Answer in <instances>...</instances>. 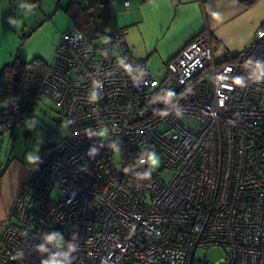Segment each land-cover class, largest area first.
I'll return each mask as SVG.
<instances>
[{
	"label": "built area",
	"instance_id": "2783aa9c",
	"mask_svg": "<svg viewBox=\"0 0 264 264\" xmlns=\"http://www.w3.org/2000/svg\"><path fill=\"white\" fill-rule=\"evenodd\" d=\"M124 34L113 28L104 44L73 26L61 35L39 95L68 128L20 183L1 223L0 264H41L34 247L52 229L78 234L74 264H212L197 258L212 248L224 251L214 264H264V82L235 83L248 57L264 59V26L219 60L212 33L202 31L165 63L162 78L130 54ZM94 79L103 82L95 102ZM162 89L176 93L181 115L156 111L166 107L151 102ZM86 130L105 134L89 139ZM145 149L169 179L122 171ZM17 250L24 256L14 260Z\"/></svg>",
	"mask_w": 264,
	"mask_h": 264
},
{
	"label": "crops",
	"instance_id": "0c3cea01",
	"mask_svg": "<svg viewBox=\"0 0 264 264\" xmlns=\"http://www.w3.org/2000/svg\"><path fill=\"white\" fill-rule=\"evenodd\" d=\"M125 1L128 2L127 9L124 8ZM108 2L112 20L116 13L123 14L120 15L118 29L125 30L124 42L130 54L144 60L149 69L150 66L164 69L170 58L204 30L212 33L218 60L222 58V50L231 56L236 55L247 46L255 30L264 26V0ZM113 28L117 27L112 24L111 29ZM14 41L15 39L8 50L0 41V65L7 64L9 55L13 53ZM30 166L13 159L5 169L0 168V232L1 223L5 220Z\"/></svg>",
	"mask_w": 264,
	"mask_h": 264
},
{
	"label": "rangeland",
	"instance_id": "374dc122",
	"mask_svg": "<svg viewBox=\"0 0 264 264\" xmlns=\"http://www.w3.org/2000/svg\"><path fill=\"white\" fill-rule=\"evenodd\" d=\"M22 2L25 0H0V41L8 50L12 40L15 39L13 53L9 55L7 64L11 63L16 55H19L24 62L40 58L46 64H51L53 51L61 35L72 26L77 29L82 27L81 30L93 44H104V37L110 39L112 37L111 25L114 24L118 28L120 15H123L116 13L112 20L103 9L91 13L82 11L80 5L85 7L89 5L86 0H78L80 4L73 0H38V2L26 0L32 5L33 10L25 15V10L20 8ZM9 17H14L19 22V26H11L8 23ZM96 29L108 34L98 36L94 32ZM2 67L3 65H0V69ZM150 70L160 78L165 75V71L157 66H150ZM31 116L40 123L34 129L28 130L24 121ZM67 128V119L53 102L40 97L35 101L29 116L15 124L14 128L3 126L0 129V168L5 169L13 159L30 165L25 159L27 153L40 145L41 156L52 142L58 141L66 133ZM156 170L159 171L161 180L166 181L170 178L169 173L161 169V163ZM223 256L224 251L220 248H212L206 252L200 250L197 254V258L208 259L212 264Z\"/></svg>",
	"mask_w": 264,
	"mask_h": 264
},
{
	"label": "clouds",
	"instance_id": "9594fccd",
	"mask_svg": "<svg viewBox=\"0 0 264 264\" xmlns=\"http://www.w3.org/2000/svg\"><path fill=\"white\" fill-rule=\"evenodd\" d=\"M20 8L25 10V15L31 13L33 10L32 5L28 4L26 0L20 4ZM8 23L13 27L19 26V22L14 17H9ZM103 39L105 43L110 42L109 37H104ZM121 64H123L129 73L132 72V65L126 64L123 60L121 61ZM136 69L141 75H143V69H141L138 65L136 66ZM245 69L247 70V75H239L235 77V83L237 86L240 88H246L249 86V82H264V59L253 56L248 57L245 61ZM102 83L103 82L98 79H94L92 81L93 89L90 93L91 101L95 102L101 98ZM161 91L164 93L163 95L157 93L151 99L153 104L163 103L166 105L163 110H156L159 115L166 117L171 114L173 110L175 115H181V109L175 101L176 93L171 89H162ZM39 123L40 121L34 116L26 118L24 121V125L28 130L34 129ZM104 134L105 133L103 131L96 132L86 130L85 132V136L89 139L102 136ZM109 147L120 150L119 145L115 142L109 145ZM99 150L100 148L97 146L90 147L87 153L88 157L95 158L99 154ZM25 159L30 165H33L34 170H36L42 162L40 156V145H37L33 151L28 152ZM160 163V157L155 151L145 149L137 158L135 166H125L122 171L132 174L137 180H150L152 173L160 166ZM145 165L147 167H143L142 170H135ZM79 249L78 234L76 232H74L69 239H65L64 233L56 229L42 232L40 242L34 247V251L41 256V264H74L75 254L79 252ZM23 256L24 252L22 250H17L12 259H22Z\"/></svg>",
	"mask_w": 264,
	"mask_h": 264
},
{
	"label": "trees",
	"instance_id": "16d2710c",
	"mask_svg": "<svg viewBox=\"0 0 264 264\" xmlns=\"http://www.w3.org/2000/svg\"><path fill=\"white\" fill-rule=\"evenodd\" d=\"M35 1L38 2V0ZM86 1L89 2L87 7L79 6L82 11L91 13L103 9L108 18H112L108 0ZM73 2L80 4L78 0H73ZM81 28L75 29L84 34ZM94 32L98 36L108 34L97 29ZM110 34L112 35V31ZM86 38L88 39L87 36ZM216 49L217 47H215ZM48 69L49 65L40 58L24 62L19 55H16L11 63L0 69V112L3 115V126L14 128L15 124L30 115L35 101L41 97L39 87Z\"/></svg>",
	"mask_w": 264,
	"mask_h": 264
}]
</instances>
